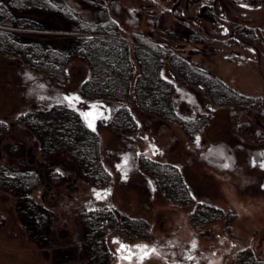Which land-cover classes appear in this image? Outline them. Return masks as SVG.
I'll return each mask as SVG.
<instances>
[{
  "label": "rangeland",
  "instance_id": "rangeland-1",
  "mask_svg": "<svg viewBox=\"0 0 264 264\" xmlns=\"http://www.w3.org/2000/svg\"><path fill=\"white\" fill-rule=\"evenodd\" d=\"M19 1L0 0V8L9 7L12 13L20 16L30 14L40 28L47 29L45 32L55 29L57 34L48 40L50 45H63L73 34L66 31L70 25L69 14L76 13L90 21L98 18L96 9L85 0H33L38 3L28 11L15 7ZM128 1L131 4L123 7V11L130 18L124 20L122 36L128 38L127 26L134 27L142 17L147 25L172 29L179 37L170 41L179 43L181 48L176 50L189 61L205 66L243 93L256 97L264 95V32L260 40H249L237 35L234 27L244 21L264 26V2ZM12 3H15L13 7ZM192 30L204 35L202 41L188 40ZM98 36H93V43ZM67 71L71 75L77 72L80 77L91 74L89 63L80 57L68 63ZM161 73L175 83L172 103L179 115L195 118L210 106L216 107L212 118L194 138L187 136L177 120L161 119L154 113L146 115L148 119L160 121L153 134L158 148L178 147L192 155L181 154L180 158L187 160L184 178L190 184L193 199H170L159 186L160 193L154 196L152 181L139 170L134 153H125V169L135 175L145 210L153 214V224L146 238H129L126 244L115 241L114 246L122 252H112L107 264H141L142 253L137 245H146L150 253L142 264H242L231 258L233 250L244 244L253 248L257 245L258 251L264 254V112L250 104L212 103L198 83H187L179 74L174 76L167 58H162ZM49 81L47 73L30 68L18 56L0 50V164L18 167L31 163L42 174L41 182L30 195L50 210L49 236L55 247L38 249L34 246L32 254L36 264H88L82 246L84 229L79 211L86 207L113 206V183L110 177L95 182L83 176L75 158L68 152L43 154L38 137L17 119L19 113L28 109H48L64 102ZM124 103L127 98L114 99V109ZM144 122L143 119L141 124ZM125 134L124 140L130 143L132 133ZM140 140L136 138V142ZM15 142L20 144L19 150L12 153L9 146ZM170 181L169 186L173 187ZM136 193L139 199V191ZM199 200L214 203L232 214L224 225L193 222L189 213ZM15 201V197L0 188V264H31V241L25 225L16 217ZM129 256L131 259L125 258Z\"/></svg>",
  "mask_w": 264,
  "mask_h": 264
},
{
  "label": "trees",
  "instance_id": "trees-1",
  "mask_svg": "<svg viewBox=\"0 0 264 264\" xmlns=\"http://www.w3.org/2000/svg\"><path fill=\"white\" fill-rule=\"evenodd\" d=\"M85 1L96 9L98 18L90 21L76 13L69 14L70 25L66 31L73 34L63 45H50L48 40L55 37L56 30L45 32L47 29L40 28L30 14L20 16L12 13L9 7L0 8V50L18 56L30 68L47 73L49 85L64 98V102L48 109L31 108L17 116L19 122L38 137L42 153H70L82 175L92 181L100 182L110 177L113 206L86 207L79 211L87 263L107 264L112 252H122L115 247V241L126 244L124 242H129V238H146L153 224V214L145 210L135 175L125 169V153H134L139 170L152 181L154 196L159 195V186L170 199H193L190 184L184 178L187 160L180 158L181 154L190 152L178 147L172 150L158 148L153 134L160 121L148 119L146 115L154 113L161 119L177 120L187 136L194 138L212 118L216 107L210 106L195 118L179 115L172 103L175 83L161 73L162 58H167L174 76L179 74L187 83H198L214 104H250L264 112V95L256 97L243 93L205 66L189 61L176 50L181 48L179 43L170 41L179 37L172 29L147 25L142 17L134 27L127 26L128 38L122 36L124 20L130 18L124 14L123 7L130 5V1ZM37 3L20 0L17 6L12 3L11 7L15 5L20 11H28ZM234 27L237 35L249 40H260L264 32V26L257 23L244 21ZM193 31L187 36L188 40L202 41L204 35ZM95 34L100 36L93 43ZM75 57L89 63V76L80 77L77 72L71 75L67 71L68 63ZM65 97L72 98L71 104ZM124 98L127 103L114 109V99ZM143 119L145 122L141 124ZM89 123L93 127H89ZM126 132L132 133L130 143L124 140ZM136 138H141V142H136ZM19 146V143H11L9 151L15 153ZM41 179L40 170L31 163L18 167L0 164V188L16 198V217L25 225L31 241V264L35 262L32 254L35 247H55L49 236L50 210L30 195ZM170 180L176 190L169 186ZM138 191L139 199L135 196ZM130 194L134 200L127 198ZM231 214L221 206L199 200L189 218L202 225L210 222L224 225ZM258 248L244 244L233 250L231 259L242 264H264V254Z\"/></svg>",
  "mask_w": 264,
  "mask_h": 264
},
{
  "label": "snow or ice",
  "instance_id": "snow-or-ice-1",
  "mask_svg": "<svg viewBox=\"0 0 264 264\" xmlns=\"http://www.w3.org/2000/svg\"><path fill=\"white\" fill-rule=\"evenodd\" d=\"M66 100L69 101V104H71L72 102V98L71 97H65ZM87 116V114H85ZM89 127H93V125L91 123H89ZM94 130V129H93ZM199 139V138H197ZM227 166V165H226ZM262 167H264V165H262ZM98 198H99V194H97ZM121 247H125L124 245H121ZM193 247H195V244H193ZM136 248L138 250H140V252L142 253V255L139 257L140 261H141V264H142V261L150 254L148 251H146L147 249V246H142V245H137ZM156 249L153 248L152 249V252L155 253ZM126 259H131V257H125ZM188 259H191V257H188Z\"/></svg>",
  "mask_w": 264,
  "mask_h": 264
}]
</instances>
